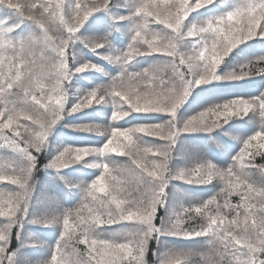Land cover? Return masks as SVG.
<instances>
[{"label":"snow or ice","instance_id":"snow-or-ice-1","mask_svg":"<svg viewBox=\"0 0 264 264\" xmlns=\"http://www.w3.org/2000/svg\"><path fill=\"white\" fill-rule=\"evenodd\" d=\"M215 2L131 0L130 15L114 17L117 22H131L132 35L126 50L114 49L108 37L83 41L98 54L102 48L112 49L102 59L118 64L121 71L107 85L81 97L71 113L108 103L114 109L113 121L131 112L163 113L171 119L166 124L113 127L102 148L68 147L46 165L61 170L92 155L106 157L114 153L128 156L134 166L122 170L108 162L89 165L102 168L104 174L82 186L84 196L75 215L68 210L59 218L63 233L49 264H148L150 242L155 240L159 246L162 236L207 238L214 255L167 248L153 253L154 264H194V256L200 257L201 264H264V182L258 186L251 179V170L264 175V164L256 163L257 157L264 158V97L233 99L200 112L182 126L176 122L177 110L194 87L264 75V60L245 64L239 72L218 74L220 65L239 45L256 37L264 39V0H239L221 16L190 27L185 25L192 12ZM112 5L113 0H0V10L13 14L0 20V134L6 141L2 147L14 155L12 166L0 174V181L20 189L0 196V217L5 221L0 226V264H17V252L9 251L12 230L27 217L38 160L33 153H41L47 147L53 128L66 110L67 85L74 74L70 49L90 17L109 11ZM24 21L31 22L37 31L17 37ZM153 24L162 27H151ZM186 40L194 41L190 48L184 47ZM153 55L164 59L143 71L132 70L137 57ZM87 70L103 71L90 62L75 71ZM169 70L170 76L166 75ZM250 113L258 114L262 130L247 139L229 168L221 170L211 163H201L171 174V151L182 133L211 132ZM76 130L93 132L99 128L88 125L77 126ZM141 137L165 143L145 145L140 143ZM217 177L225 181L223 202L217 194L198 206L183 207L166 222L156 224L159 209L167 203L171 179L209 184ZM232 195H238L239 202L232 203ZM196 217L205 223L186 226ZM124 222L137 227L118 233L124 236L122 240L102 239L97 233L105 225ZM81 244L85 246L83 253L76 247Z\"/></svg>","mask_w":264,"mask_h":264},{"label":"trees","instance_id":"trees-1","mask_svg":"<svg viewBox=\"0 0 264 264\" xmlns=\"http://www.w3.org/2000/svg\"><path fill=\"white\" fill-rule=\"evenodd\" d=\"M21 2L30 3L31 0H21ZM88 2H97V0H88ZM130 3L131 0H113L109 11L94 13L77 34L79 39L70 49L73 57L70 59V67L74 74L67 85L66 110L63 119L53 128L47 147L41 153H33L38 156V160L31 182V199L27 217L12 230L9 251L17 252V264H49L63 233V221L59 218L68 210H72L75 215L84 196L82 186L91 184L104 174L102 168L89 165L108 162L122 170L134 167L128 156H117L114 153H109L106 157L92 155L83 162L75 163L61 170L46 167L55 156L68 147L102 148L110 138L113 127L132 128L145 124H166L171 119L170 116L163 113L131 112L127 117L113 121L111 116L114 109L108 103L71 113L72 106L81 97L101 85H107L121 71L118 64H112L102 59V55L111 54L112 49L102 48L98 54L86 47L83 41L108 37L114 49L126 50L132 35L131 22L127 20L117 22L114 17L130 15L128 8ZM238 3L239 0H216L215 3L192 12L185 21V25L190 27L193 24H200L221 16L232 10ZM12 15L7 10H0V20ZM150 26L162 27L154 24ZM36 31V27L31 22L24 21L15 35L23 37ZM193 43L192 40H186L184 47L190 48ZM163 59L164 57L158 55L137 57L131 67L134 71H143ZM262 60H264V39L256 37L234 49L220 65L218 74L224 76L234 71L239 72L243 65ZM89 62L97 65L103 71L87 70L83 73L75 71L84 63ZM166 75H171L170 70ZM261 97H264V75H253L241 80L213 81L192 89L187 101L177 110L176 122L178 126H182L185 121L200 112L233 99L252 100ZM88 125L98 126L99 131L76 130L77 126ZM261 130L262 125L258 114L250 113L243 118H233L211 132L182 133L171 151L169 161L171 174L175 175L181 169H190L201 163H211L218 169L226 170L234 163L235 156L242 150L247 139ZM5 143L3 135L0 134V174L12 166L14 161L11 150L2 147ZM140 143L155 146L165 142L153 137H141ZM149 159L153 158L149 157ZM256 163L264 164V158L257 157ZM251 172V179L258 186L264 182V175H261L259 171L251 170ZM114 173L115 170L112 174ZM224 187L225 181L219 177L214 178L213 182L209 184H190L182 180L171 179L167 188V203L159 209L156 224L160 225L162 220L166 222L173 212L179 211L183 207L198 206L217 194H220L218 199L223 202ZM8 191L18 192L20 189L15 185L0 181V196ZM239 199L238 195L230 197L232 203L239 202ZM35 220H49L51 223L47 225L34 223ZM4 223V218L0 217V226ZM204 223V219L196 217L190 220L186 226L199 227ZM136 227L132 222H124L111 226L105 225L97 229V233L102 239L122 240L124 236L118 235V233H127L135 230ZM206 239L201 237L186 240L162 236L159 246L155 240L150 242L146 259L148 264H154L153 253L157 250L164 251L167 248L204 251L214 255L211 247L206 243ZM76 247L81 253L85 252L83 244L76 245ZM193 262L201 264L200 257L194 256Z\"/></svg>","mask_w":264,"mask_h":264},{"label":"rangeland","instance_id":"rangeland-1","mask_svg":"<svg viewBox=\"0 0 264 264\" xmlns=\"http://www.w3.org/2000/svg\"><path fill=\"white\" fill-rule=\"evenodd\" d=\"M83 250L85 251V248Z\"/></svg>","mask_w":264,"mask_h":264}]
</instances>
